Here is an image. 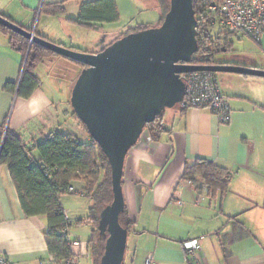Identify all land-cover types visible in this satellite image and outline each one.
Returning a JSON list of instances; mask_svg holds the SVG:
<instances>
[{
	"label": "crops",
	"instance_id": "0c3cea01",
	"mask_svg": "<svg viewBox=\"0 0 264 264\" xmlns=\"http://www.w3.org/2000/svg\"><path fill=\"white\" fill-rule=\"evenodd\" d=\"M95 1L0 0V15L49 42L87 54L100 52L130 29L154 28L161 20L157 0H113L117 22L86 27L71 21L82 4ZM50 6H62L63 15L40 13ZM232 38L219 35L213 61L264 70V31L257 42ZM22 70V55L0 33V127L20 136L35 159L36 144L52 132L90 144L69 105L81 66L57 55L45 60L33 71L38 87L27 98L4 90L8 84L18 88ZM215 75L229 100L228 124L208 110L175 107L156 123L161 130L143 132L125 157L121 186L132 227L123 264H142L149 254L157 264H190L182 247L190 239L199 242L202 264H264V78ZM56 80L63 84L55 85ZM196 160L230 174L225 193L212 194L200 181L198 191L182 179L185 167ZM71 187L78 193L60 197V205L71 222L72 239L86 244L80 264H92L91 199L82 182ZM46 230L45 216L23 215L9 171L0 165V255L15 264H39L50 256Z\"/></svg>",
	"mask_w": 264,
	"mask_h": 264
},
{
	"label": "water",
	"instance_id": "95a60500",
	"mask_svg": "<svg viewBox=\"0 0 264 264\" xmlns=\"http://www.w3.org/2000/svg\"><path fill=\"white\" fill-rule=\"evenodd\" d=\"M0 26L22 36L29 45L80 64L69 105L110 169L112 201L98 216V234L105 237L100 264H123L128 232L119 224L124 211V160L145 126L183 100L181 74L232 73L264 78V70L218 63L191 64L198 52L192 0H169L160 26L128 34L98 53L70 50L36 37L0 15Z\"/></svg>",
	"mask_w": 264,
	"mask_h": 264
},
{
	"label": "trees",
	"instance_id": "16d2710c",
	"mask_svg": "<svg viewBox=\"0 0 264 264\" xmlns=\"http://www.w3.org/2000/svg\"><path fill=\"white\" fill-rule=\"evenodd\" d=\"M157 3L161 11V20L158 24L160 26L168 11L169 0H157ZM193 9L195 10V5ZM40 13L58 16L63 15L64 11L62 6H50L42 7ZM118 19L119 14L113 0H97L82 4L78 18L71 21L90 27L114 23ZM146 29L148 27L130 29L116 40ZM26 30L32 31L31 29ZM0 33L7 37L10 47L23 57V70L18 88L8 84L4 90L8 92L16 90L19 97L27 98L38 87V80L33 74L35 67L43 63L45 59L56 55L38 45H29L22 36L2 26H0ZM34 35L43 38L37 34ZM216 51V41L210 42L206 48L198 44V52L191 57L190 63L194 65L212 64ZM80 66L82 69L85 68ZM162 114L154 123L158 122ZM73 116L77 119L74 114ZM154 123L145 126L144 130L149 128L152 131ZM82 127L84 128L83 125ZM35 150L38 159H35L31 151L24 146L20 136L0 127V165L6 166L9 171L23 215L27 218L45 216L47 230L44 238L49 254L58 262L68 259L70 257L69 247L60 232L67 228L69 223L61 208L60 197L71 194L68 193V189L72 188V182H82L85 193L91 199L88 220L92 234L88 245L92 264H100L106 238L97 234L98 216L112 201L110 169L104 155L92 139L90 144H82L69 135H62L59 132L48 134L36 144ZM182 179L192 183L198 191L200 181L208 192L223 194L228 190L230 174L212 162L196 160L191 166L185 167ZM77 193L75 191L74 194ZM119 224L129 234L132 224L126 220L125 211L119 216Z\"/></svg>",
	"mask_w": 264,
	"mask_h": 264
},
{
	"label": "built area",
	"instance_id": "2783aa9c",
	"mask_svg": "<svg viewBox=\"0 0 264 264\" xmlns=\"http://www.w3.org/2000/svg\"><path fill=\"white\" fill-rule=\"evenodd\" d=\"M192 3L195 5V36L197 43L202 47H208L220 34L229 35L237 40L249 38L255 42L259 41L263 34L264 0H192ZM180 78L185 86L183 100L177 105L180 109L208 110L219 123L225 125L230 122L229 100L221 93L214 73L192 72L181 74ZM160 129L161 126L154 123L152 131L157 132ZM145 131L151 130L148 128L143 132ZM68 193L74 194L75 190L69 188ZM68 223L70 226L71 222ZM69 226L60 234L69 247L70 257L58 262L50 255L39 264H80L86 244L72 239ZM182 247L190 264H202L197 239L184 241ZM0 264L15 263L0 255ZM142 264L157 263L153 255L149 254Z\"/></svg>",
	"mask_w": 264,
	"mask_h": 264
},
{
	"label": "rangeland",
	"instance_id": "374dc122",
	"mask_svg": "<svg viewBox=\"0 0 264 264\" xmlns=\"http://www.w3.org/2000/svg\"><path fill=\"white\" fill-rule=\"evenodd\" d=\"M231 38H232V37H231ZM232 39H233V41H234V38H232ZM235 40H237V39H235ZM234 42H235V41H234ZM25 57H26V55H25ZM49 58H51V57H49ZM49 58H47V59H49ZM47 59H45V60H47ZM45 60H44V61H45ZM62 71H63V70H62ZM61 75H64V73L62 72ZM61 80H62V79H61ZM61 80H60V81H59V80H56V81H53V82H55L54 84L58 86V85H62V84H63V82H62ZM63 91H65L64 88H63ZM165 111H166V110H165ZM97 234H98V233H97Z\"/></svg>",
	"mask_w": 264,
	"mask_h": 264
}]
</instances>
